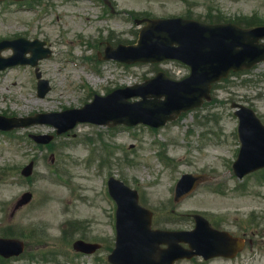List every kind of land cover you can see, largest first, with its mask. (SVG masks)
Returning a JSON list of instances; mask_svg holds the SVG:
<instances>
[{"label": "rangeland", "instance_id": "obj_1", "mask_svg": "<svg viewBox=\"0 0 264 264\" xmlns=\"http://www.w3.org/2000/svg\"><path fill=\"white\" fill-rule=\"evenodd\" d=\"M110 2L114 12L95 0H42L27 10L13 6L7 9L9 5H0V38L38 37L49 41L52 48L50 57L38 61L41 76L50 86L44 97L37 94L33 68L14 65L0 71V115L28 116L81 106L94 93L102 94L107 89L151 76L161 68L160 65L127 66L116 61L102 63L96 60L87 63L80 58L85 54V59L89 56L95 59L96 52L103 49L104 37L114 43L134 41L138 27L130 14L171 16L190 12L200 17L207 14L212 19L230 18L234 22L264 21V0ZM83 12L89 14L92 21L85 20ZM3 54L9 55L10 51L5 50ZM85 65H96L97 68ZM170 68L174 70L172 66ZM176 69L185 72L179 65ZM261 75L264 70L258 66L246 74L251 78L246 82L234 78L225 81L215 88L211 102L159 130L144 125L109 128L79 124L69 130V135L54 136L47 144L35 143L30 134H52L53 128L49 125L0 130V232L3 228L8 232L15 231L19 226L18 237L25 239V234L40 236L27 243L22 254L9 258L5 264L41 263V257L35 255L56 249L57 244L58 251L47 258L53 264H108L106 254L115 235L113 202L106 184L110 176L137 188L144 195L142 203L155 210L157 218L162 209H175L179 213L201 212L212 222L232 229L239 225L246 232L244 254L251 257L249 263L264 264V173L251 174L241 180L234 176L231 165L238 145L233 133L236 120L230 107V98L239 100L234 93L245 95L243 99L254 104L264 116V97L247 89ZM243 99L241 102L247 104ZM204 128L213 133V138L202 134ZM88 138L95 147L102 149L99 161L97 157L91 164L87 162L90 158L88 146L91 145ZM185 139L189 143L186 144ZM105 144L111 146L108 154L104 153ZM31 160L34 162L32 175L29 179L21 177L19 170ZM195 171L217 174V179L200 185L190 197L174 206L171 200L176 178L181 172ZM217 186L221 188H215ZM47 188L53 191H46ZM56 190L61 193L59 200L54 194ZM25 191L33 193L32 200L9 220L14 202ZM206 195L216 196L220 201L214 198V204L205 205L200 197ZM53 211H56L55 217L50 214ZM9 224L15 227L10 229ZM80 237L100 243V249L92 254L62 249L63 246L67 249Z\"/></svg>", "mask_w": 264, "mask_h": 264}, {"label": "water", "instance_id": "obj_2", "mask_svg": "<svg viewBox=\"0 0 264 264\" xmlns=\"http://www.w3.org/2000/svg\"><path fill=\"white\" fill-rule=\"evenodd\" d=\"M151 23L153 21H150ZM249 32L253 35H256L257 37H260L264 35V33H261L260 28H255L252 30H249ZM144 36L145 37H150V41L148 40H143L140 41V46L144 48V53L142 57L148 58L151 57L153 54V50L159 49L161 46V38L165 39L166 41L163 43H172V42H178L184 45L185 39L182 36H178L176 34H172L169 28L163 27L161 31L154 30V25L150 24L143 30ZM173 36L178 38V40H174ZM216 34L211 33L209 37H207L206 40L202 42H197L196 44V49L199 50L198 45H210V43L216 38ZM243 39H246L245 36L241 34L233 35L230 38L229 46L225 50V57L226 60L224 59V62L222 65L218 64L217 58L211 59L208 65V70L209 72L203 73V66L204 64L202 63V56L198 55L196 57V68H197V75L194 77L191 81L188 80L186 83V87L183 86H178L175 83H171L165 80L166 85L164 87H167L168 84H173L171 91L166 93L169 94V97L171 96H181L180 97V104H184L186 107H192L194 105H197L200 103V97L202 95H206L207 93V87L205 88H199V86L202 84V81L206 82H211L213 80H216L219 78L221 75H225L227 70L230 67L231 59L236 57L237 50L234 49V47ZM164 56H167V53L164 52ZM246 55H244L245 58ZM264 58V48L260 47L255 54V56L251 59H243L241 64H237L236 67H239L240 65H246L249 66L253 62L263 59ZM234 61V60H233ZM204 74V75H203ZM205 76L206 78H203ZM164 78L162 77H156L152 80L146 81L143 85L138 86L137 92L143 95L144 99L143 101L133 103L131 104L132 106L138 108V109H145L149 105L153 104L154 101H146L145 96L148 95H153L159 96L161 88H157V85L162 83V80ZM177 87H176V86ZM155 99V102L157 101ZM171 101V100H170ZM167 102V106L169 108H174L178 105L176 101L174 102ZM158 107H160L159 104L156 103ZM166 106V107H167ZM175 109H184L183 106H177ZM139 118L141 117L140 115L138 116ZM251 167H255L252 164L248 165L246 168L247 170H250ZM194 184V182L192 183ZM112 192V190H111ZM136 210L134 211V207L131 206L129 202H123L119 198L118 200V211H117V225H118V236H117V248L115 250V255L118 256V261L120 264H142L144 261V255L150 253L148 250L145 249L146 247V241L148 239V236H143L142 234L140 235V238L137 236H134L135 233L137 232H142L143 228L139 222L140 221V216H136ZM137 220V221H136ZM136 224V229L133 228V226ZM185 235H189L185 233ZM197 238V243L198 246H202L204 239L196 234L194 236ZM191 240V239H190ZM147 257V256H146ZM163 264H167L166 261H163Z\"/></svg>", "mask_w": 264, "mask_h": 264}, {"label": "flooded vegetation", "instance_id": "obj_3", "mask_svg": "<svg viewBox=\"0 0 264 264\" xmlns=\"http://www.w3.org/2000/svg\"><path fill=\"white\" fill-rule=\"evenodd\" d=\"M238 256H235L233 258H226V257H216L210 260H206L203 257H193L191 259H182L175 262V264H209V262L217 261L215 264H235L232 261H234Z\"/></svg>", "mask_w": 264, "mask_h": 264}, {"label": "bare ground", "instance_id": "obj_4", "mask_svg": "<svg viewBox=\"0 0 264 264\" xmlns=\"http://www.w3.org/2000/svg\"><path fill=\"white\" fill-rule=\"evenodd\" d=\"M89 79L93 82V83H96V80L95 79H93L92 77H89ZM34 103H36V101H34ZM57 193H59V191L57 192ZM59 194H61V193H59ZM57 198H58V200L61 198V195L60 196H56Z\"/></svg>", "mask_w": 264, "mask_h": 264}]
</instances>
